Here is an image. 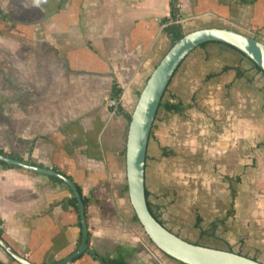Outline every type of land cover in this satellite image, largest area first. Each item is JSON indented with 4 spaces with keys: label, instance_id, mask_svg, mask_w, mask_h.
Segmentation results:
<instances>
[{
    "label": "crops",
    "instance_id": "0c3cea01",
    "mask_svg": "<svg viewBox=\"0 0 264 264\" xmlns=\"http://www.w3.org/2000/svg\"><path fill=\"white\" fill-rule=\"evenodd\" d=\"M170 1L0 0V148L69 175L88 202L89 247L130 264H185L145 236L127 190L126 114L171 47L161 23ZM178 8L184 28L228 27L264 41V0ZM114 78L123 92L111 108ZM145 178L166 224L178 226L171 208L191 213L204 239L195 243L264 263V72L222 42L194 49L156 114ZM70 197L49 175L0 163L3 236L34 263L78 248ZM0 260L20 264L1 246ZM69 264L103 263L85 252Z\"/></svg>",
    "mask_w": 264,
    "mask_h": 264
},
{
    "label": "water",
    "instance_id": "95a60500",
    "mask_svg": "<svg viewBox=\"0 0 264 264\" xmlns=\"http://www.w3.org/2000/svg\"><path fill=\"white\" fill-rule=\"evenodd\" d=\"M222 42L244 53L264 71V41L228 27L200 28L176 41L155 67L141 91L129 122L126 144L127 190L135 214L151 241L165 254L185 264H264L233 250H222L189 241L169 230L151 212L146 196V156L153 123L163 96L174 74L186 57L208 42ZM0 159L23 169L56 176L71 188L78 201L82 224V241L78 248L51 264H69L85 252L95 254L88 246L86 206L75 181L53 169L20 162L0 154ZM0 246L20 264H37L16 251L4 237Z\"/></svg>",
    "mask_w": 264,
    "mask_h": 264
},
{
    "label": "trees",
    "instance_id": "16d2710c",
    "mask_svg": "<svg viewBox=\"0 0 264 264\" xmlns=\"http://www.w3.org/2000/svg\"><path fill=\"white\" fill-rule=\"evenodd\" d=\"M245 1L246 0H244V2ZM170 4H171V14H170L169 17H163L162 20H161V23L164 25V31L168 35V37H169V39L171 41V46H172L176 41L181 39L186 34V31H185L184 25L179 21V20L182 19V17L180 15V11H179V8H178V0H171ZM215 42H218V41H215ZM253 64L257 67L258 70L264 72L255 62H253ZM166 91H167V89H166ZM166 91H165V93H166ZM122 92H123L122 87L120 86L118 80L116 78H114L113 85H112V90L110 92V98H116V99L119 100L121 98ZM163 98H164V96H163ZM162 102H163V99H162ZM162 102H161L160 106L162 105ZM166 107L169 110H171V111L180 110L181 109V105L180 104H173V103H167ZM126 117H127L128 121L130 122L132 114H126ZM0 154L4 155L6 157H9V158L18 160L20 162L32 163L33 165H36V166H39V167H45L43 164L34 162L32 160H24L23 157L20 156L18 153L7 152V151H5L2 148H0ZM0 163L3 166H6V167H11V168L12 167H19V166H16L14 164H11V163H9L7 161L1 160V159H0ZM53 169H55V170L59 171L60 173L70 177L64 171H62L61 169H59L57 167H54ZM50 179H52L55 182L67 185V183H65L62 179H60V178H58L56 176H50ZM77 187H78L80 193L82 194L81 186L79 184H77ZM69 189H70V191L72 193V197H70L68 203H69V205L73 206L79 213L78 201H77L76 197L74 196V193H73V191L71 190L70 187H69ZM146 196H147L148 205H149V208H150L151 212L153 213L154 216H156V217H158V219H160L159 215H158V209L153 207L151 201L148 199L149 194H148L147 189H146ZM82 198H83V202L85 203V206H86L88 202H87L86 198L83 197V195H82ZM135 219L138 220L136 215H135ZM160 221L163 223V221L161 219H160ZM199 221H200V219L198 218L197 222L199 223ZM1 224L2 223H1V220H0V236L4 237L3 236L4 235V231L1 228ZM80 224H81V221H80ZM81 228H82V224H81ZM81 241H82V230H81V233H80V238L78 240V246L80 245ZM89 243H90V232L88 231V246H89ZM80 256H82V255H80ZM92 256L94 258L100 260L103 264H130V263H128V261H126V259L124 257L101 256V255H99L96 252H95V254H92ZM0 264H5V263L0 260ZM49 264H51V263H49Z\"/></svg>",
    "mask_w": 264,
    "mask_h": 264
},
{
    "label": "rangeland",
    "instance_id": "374dc122",
    "mask_svg": "<svg viewBox=\"0 0 264 264\" xmlns=\"http://www.w3.org/2000/svg\"><path fill=\"white\" fill-rule=\"evenodd\" d=\"M193 30V28L191 27H188V25L186 26V28H185V31L186 32H190V31H192ZM107 102V101H106ZM171 210V213H175V214H178V216H176V221H177V223H178V226L176 227H174L173 225H171V224H166V220H165V218H164V216H160V213L158 212V215H159V218L160 219H162V220H164L165 221V223L164 224H166V226L168 227V229L169 228H175V230L177 229L178 231H177V233H176V231L174 232V233H176V234H178V235H180V236H183V237H186V238H189V239H187V240H191L192 242H194V241H197V242H203L204 241V239L202 238H199V235H198V233H196V231L195 230H197L196 228V226L194 225V219H195V217L191 214V213H187V212H185V213H182L181 211H178L177 209H175V208H171L170 209ZM139 221V220H138ZM143 227V226H142ZM144 229V228H143ZM144 231V233H145V236L146 237H148L149 239H150V237L148 236V234L145 232V230H143ZM151 240V239H150ZM153 243V242H152ZM154 244V243H153ZM155 245V244H154ZM156 246V245H155ZM157 247V246H156ZM161 251V250H160ZM163 252V251H162ZM164 253V252H163Z\"/></svg>",
    "mask_w": 264,
    "mask_h": 264
},
{
    "label": "built area",
    "instance_id": "2783aa9c",
    "mask_svg": "<svg viewBox=\"0 0 264 264\" xmlns=\"http://www.w3.org/2000/svg\"><path fill=\"white\" fill-rule=\"evenodd\" d=\"M180 21V20H179ZM181 22V21H180ZM108 106L111 108H115L119 104V100L116 98H109L107 102Z\"/></svg>",
    "mask_w": 264,
    "mask_h": 264
}]
</instances>
